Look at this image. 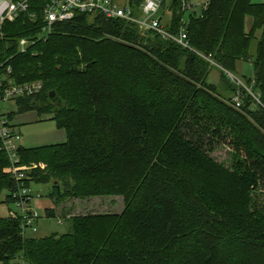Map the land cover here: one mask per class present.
<instances>
[{"label":"trees","instance_id":"obj_1","mask_svg":"<svg viewBox=\"0 0 264 264\" xmlns=\"http://www.w3.org/2000/svg\"><path fill=\"white\" fill-rule=\"evenodd\" d=\"M127 1L140 14L144 0ZM183 3L167 7L173 33L188 12ZM41 23L40 11L25 13L0 30V62L12 66L14 82H43L40 93L16 100L19 112L50 114L67 135L20 147L23 164L46 165L32 167L27 183H51L56 203L120 195L124 209L71 216L66 233L41 238L9 211L0 216V261L264 264V3L210 0L191 12L193 49L102 15L56 24L47 39L38 38ZM22 37L37 41L21 52ZM204 56L224 68L220 86ZM243 62L253 67L243 76L250 91L225 72L235 75ZM222 146L230 164L212 156ZM9 168L0 151V198L7 191L13 203Z\"/></svg>","mask_w":264,"mask_h":264},{"label":"built area","instance_id":"obj_2","mask_svg":"<svg viewBox=\"0 0 264 264\" xmlns=\"http://www.w3.org/2000/svg\"><path fill=\"white\" fill-rule=\"evenodd\" d=\"M36 3V6H35ZM166 0H144L141 5L140 14L132 5L125 1L121 3L117 0H0V30L6 22H14L21 14L29 13L33 19L38 17L40 11L42 23L39 37L47 39L53 32L56 24L72 21L80 14L102 15L106 18L124 19L135 23L142 32H152L165 40H173L183 47L193 49L190 44L186 18L177 33H173L167 28V19L159 15L165 5ZM210 0L202 4V10L207 9ZM34 4V6H33ZM185 11H193L195 5L190 0H184ZM38 10V11H37ZM200 13V12H198ZM1 36V34H0ZM37 39L22 37L19 39V50L25 52L29 46L35 44ZM197 52V51H196ZM202 55L201 53L197 52ZM212 64H216L210 57L204 56ZM12 66L7 61L0 62V151L6 153L9 161L12 179L17 183V187L12 193L13 204L19 212H11V216H20L22 231L37 232L41 218L40 212L35 208V201L41 198V194L33 193L27 183L32 177L29 171L38 165H27L22 163L19 153L21 145L17 142L22 139L21 134L16 130L15 125L8 115L1 113L2 103L9 100L27 97L38 94L43 89V82L35 80L22 84H17L11 78ZM226 73L231 79L241 80L229 72ZM248 89V88H247ZM249 90V89H248ZM250 91V90H249ZM236 106L241 104L240 97H233ZM14 264H27L21 257Z\"/></svg>","mask_w":264,"mask_h":264},{"label":"rangeland","instance_id":"obj_3","mask_svg":"<svg viewBox=\"0 0 264 264\" xmlns=\"http://www.w3.org/2000/svg\"><path fill=\"white\" fill-rule=\"evenodd\" d=\"M121 3L124 0H117ZM126 1V0H125ZM171 0H166L165 5L162 10L159 12V15H163L165 19H167L170 15L169 10L167 9ZM207 0H190V2L195 5L193 11L201 12L202 4ZM256 3H264V0H253ZM192 11H188L186 14V19L189 20L190 13ZM215 65L211 74L210 80L212 82H218L220 86L222 83H219L221 78V69L222 68L218 63ZM236 71L235 76L239 77L241 80V84L248 88L245 85V79L243 76L251 77L253 75V67L250 63L243 62ZM227 70H225L226 72ZM230 72V71H229ZM232 73V72H231ZM224 87V85H222ZM249 89V88H248ZM224 90V88H221ZM1 113L10 114L14 113V118H18L21 116V112H19V106L16 100H9L1 105ZM38 116L37 121H32L30 123H23L18 125V131L22 135V141H27L28 139L36 140L40 137L47 136L51 134L53 131L57 130V123L54 119L51 118L50 114H42L36 115ZM19 140L17 143L21 146H24ZM230 150L226 146L219 147L216 149L212 156L218 160L219 162L227 161L230 164ZM38 165L44 168L46 165L44 162H33L30 165ZM28 165V164H27ZM31 190L33 193H40L41 198L35 201V208L40 212L41 218L38 225L37 232H28L29 236L34 237H46L54 233L63 234L69 230L70 224L68 218L71 216H80V215H88V214H103V213H112V214H120L124 209V200L120 195L111 196V197H94L90 199L80 200V199H64L56 203L50 196V191L52 188L51 183H42V182H34L32 181L30 184ZM264 192V188H262ZM8 192L4 191L0 198V216H6L9 214V211L19 212V209L13 203H7ZM48 208L55 209V216L48 217L46 215V210ZM11 216V214H10Z\"/></svg>","mask_w":264,"mask_h":264},{"label":"crops","instance_id":"obj_4","mask_svg":"<svg viewBox=\"0 0 264 264\" xmlns=\"http://www.w3.org/2000/svg\"><path fill=\"white\" fill-rule=\"evenodd\" d=\"M127 1V0H126ZM125 2V0H124ZM169 18V17H168ZM167 18V20H168ZM39 115L36 111H27V112H22L21 116L18 118H14L12 120L13 124L15 125L16 130L18 131V125L23 124V123H30L32 121H37ZM52 118V116H51ZM19 132V131H18ZM20 133V132H19ZM21 134V133H20ZM22 136V135H21ZM67 139V135L64 129H61L57 126V130L53 131L51 134L47 136L40 137L36 140L33 141V139H28L27 141L21 140L22 144L24 145L23 147L25 148H33V147H40V146H46V145H52V144H58V143H63ZM0 264H4L3 262L0 261Z\"/></svg>","mask_w":264,"mask_h":264},{"label":"water","instance_id":"obj_5","mask_svg":"<svg viewBox=\"0 0 264 264\" xmlns=\"http://www.w3.org/2000/svg\"><path fill=\"white\" fill-rule=\"evenodd\" d=\"M155 36L157 37L158 35L157 34H155ZM53 93V92H52Z\"/></svg>","mask_w":264,"mask_h":264}]
</instances>
